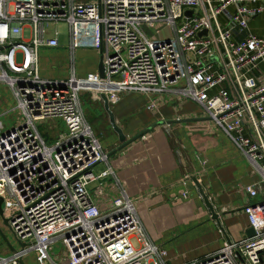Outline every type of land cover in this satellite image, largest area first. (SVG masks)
<instances>
[{"label": "built area", "instance_id": "obj_1", "mask_svg": "<svg viewBox=\"0 0 264 264\" xmlns=\"http://www.w3.org/2000/svg\"><path fill=\"white\" fill-rule=\"evenodd\" d=\"M262 13L264 0H0V84L16 101L11 111L24 118L7 129L2 117L11 111L0 112V196L25 245L12 254L0 249V264H19L30 253L36 264H166V250L142 234L138 198L120 190L109 206L96 203L112 171L85 121L84 94L93 103L103 94L111 107L136 92L150 112L172 99L198 104L261 175L243 193L264 200V83L252 75L264 60V39L248 29ZM59 22L68 24L70 56L76 47L101 52L103 79L97 72L77 78L73 61L65 80L40 77L39 48L58 47V32L47 37L45 26ZM57 120L65 132L48 145L38 125L56 129ZM101 163L106 168L95 172ZM244 213L250 239L190 264H261L264 201Z\"/></svg>", "mask_w": 264, "mask_h": 264}, {"label": "crops", "instance_id": "obj_2", "mask_svg": "<svg viewBox=\"0 0 264 264\" xmlns=\"http://www.w3.org/2000/svg\"><path fill=\"white\" fill-rule=\"evenodd\" d=\"M248 29L257 38L264 39V13L250 18ZM77 50L98 54L87 74L97 72L99 50L76 47L74 54ZM68 53L70 55L69 45ZM39 58L38 50L40 77L51 78L44 75ZM252 75L259 83H264V60ZM146 103L144 95L125 92L110 107L117 126L131 142L109 157L112 176L104 181L103 195L96 203L100 207L109 206L120 190L138 198L137 215L142 234L146 242L166 250V264L204 260L225 243L250 239L245 207L264 201L260 196L249 198L242 191L261 179L252 162L220 134L198 104L172 99L159 103L157 110L150 112L145 109ZM96 107L94 118L100 116L98 120L102 124L107 115L102 104ZM84 118L88 124L93 123ZM106 123L110 128L108 120ZM107 133H111L110 142L102 148L109 154L120 144L111 128ZM179 147L181 157L176 154ZM185 176L188 180L182 183ZM193 178L219 215L222 230L211 220ZM184 193L186 198H183ZM0 226L4 228L1 223ZM6 248L0 247L1 250ZM261 264H264V253H261Z\"/></svg>", "mask_w": 264, "mask_h": 264}, {"label": "rangeland", "instance_id": "obj_3", "mask_svg": "<svg viewBox=\"0 0 264 264\" xmlns=\"http://www.w3.org/2000/svg\"><path fill=\"white\" fill-rule=\"evenodd\" d=\"M164 26H165L164 23L157 24L155 25V30H162ZM55 31L58 32L59 47L54 49L39 48L40 66L42 67L44 75L51 77L48 80H55V79L65 80L69 76L70 63L71 61H73L77 73V78L83 77L89 71L90 65L91 63H93L94 59L98 58V54H96V52L94 51L91 52L87 50L84 51L77 50L74 56H70L68 53V45H69L68 24L65 22H59L57 24L48 23L45 26V33L47 37L52 36ZM151 34L153 35L152 32ZM165 35L168 36L167 31ZM29 37H30V31L28 29L24 30L23 38L27 40L29 39ZM55 77H59V78H55ZM82 101H83L84 117H86L87 121L91 120L93 121V123L96 122V125H93V123H89V124L91 125L94 131V135L98 138L100 144L103 147H106L110 142L108 138L111 135V133L106 134V132L110 130V128L107 127L108 125L106 123L107 117L103 118L102 124H100L98 120V117L100 116H98L97 118L95 117L96 119L94 118V116L97 115L96 106H101L102 103L91 102L87 94H84L82 96ZM15 105H16V101L13 98L11 90L5 84H0V112L5 110L11 111L15 107ZM2 119H3V125L7 129L17 126L18 124L22 123L24 120L19 110L11 111L10 114H8L7 116H3ZM55 124L57 127L56 129H52L53 127L52 123H45L38 125V131L46 139V143L48 145H50L55 141L57 134L65 132V127L61 121L57 120ZM106 128H108V131L105 130ZM105 168H106L105 164L101 163L95 168V172L102 171ZM1 230L4 236L6 237V239L8 240V242H10V245L15 248H18L17 241L14 239L13 235L5 228H2ZM131 242L137 246L136 238H132ZM2 246L5 247L6 244L0 236V247L2 248ZM58 252L59 249L54 250L55 254H57ZM6 254L8 255V253ZM10 254H12L11 251ZM34 259H35L34 253H30L24 259V264H36L34 262Z\"/></svg>", "mask_w": 264, "mask_h": 264}, {"label": "water", "instance_id": "obj_4", "mask_svg": "<svg viewBox=\"0 0 264 264\" xmlns=\"http://www.w3.org/2000/svg\"><path fill=\"white\" fill-rule=\"evenodd\" d=\"M188 15H191V12H187ZM203 34H205V32H202ZM201 33V34H202ZM199 34V35H201ZM97 73L99 75V77L101 79L104 78V70H103V66H102V54L101 52L99 51V63H98V66H97ZM101 98V101H102V106H103V109H104V112L106 113L107 115V120H108V123L110 125V128L112 129V131L114 132V134L117 136V139H118V142L120 144V146L117 148V150H114L112 152H110L107 156L110 157L111 155H113L116 151L118 150H121L122 148H124L126 145H128L131 140L127 141L126 140V137L124 136L122 130L117 126L116 124V121H115V118H114V115L110 109V106L108 104V101H107V98L101 94L100 96ZM192 182L194 183L196 189H197V192L199 193L200 197L202 198L203 200V203L205 205V207L208 209V211L210 212L211 214V220L214 221L217 225V227L222 230L221 228V224L219 222V215L216 214V212L214 211V208L213 206L210 204V202L208 201V198L206 197V195L204 194L201 186L199 185V183L197 182V180L195 178L192 179ZM4 207H5V201H4V198H2L0 196V221H1V225L7 229L14 237V239L16 240L10 226H9V219L5 218L4 217ZM253 230L252 229H249V231L247 232V235L249 236H253ZM0 236L1 238L3 239V241L5 242L7 248L11 251V252H16V248L11 246L10 245V242H8V240L6 239V237L4 236L1 228H0ZM17 241V240H16ZM229 243V242H228ZM17 244H18V247L22 250L24 248V244L21 243V242H18L17 241ZM19 264H24L22 258H19Z\"/></svg>", "mask_w": 264, "mask_h": 264}]
</instances>
